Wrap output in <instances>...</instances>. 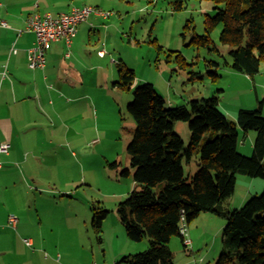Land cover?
<instances>
[{
	"label": "rangeland",
	"instance_id": "rangeland-1",
	"mask_svg": "<svg viewBox=\"0 0 264 264\" xmlns=\"http://www.w3.org/2000/svg\"><path fill=\"white\" fill-rule=\"evenodd\" d=\"M173 1L104 0L105 5L99 9L112 13L106 19L115 24L110 30L107 55L109 64L112 60L116 62L108 66V78L110 81L115 78L110 88L117 91L113 84L120 80L123 65L134 72L136 84L153 85L167 107L190 108L191 101L216 96L220 100L219 109L231 122H237L241 109L262 107L264 116V60L259 73L251 77L233 69L230 48L220 43L222 25L210 34L215 50L197 46L193 39L206 34V17L217 13L216 5L210 0H189L183 10L175 11ZM178 54L186 60L184 68L176 61ZM215 71L219 77L214 82L210 72ZM118 92L109 100L97 99L98 111L78 112L76 116L83 117L86 127L78 123L75 140L70 138V143L64 142L61 132L59 141L64 146H56L59 156L51 159V146H43L45 158L37 173L40 182L37 187L41 189L37 192L43 194L38 201L44 222L43 243L35 249L41 251L44 260H38V264H117L124 257L149 248L147 239L142 242L128 239L117 211L134 189L127 147L135 130L128 113L133 93ZM174 132L189 145L188 123H175ZM238 133L239 153L251 157L256 132L246 134L238 126ZM198 159L199 155L193 163L184 165L186 175L198 170ZM115 164L120 167L115 168ZM123 168L131 170L128 177L120 175ZM263 192L264 179L238 174L235 192L224 205L229 210L239 209ZM94 207L110 211L101 239L92 227ZM226 223L216 214L202 213L186 227L190 247L184 242L185 249L179 237L170 242L174 264H216L223 250ZM120 252L125 254L118 256Z\"/></svg>",
	"mask_w": 264,
	"mask_h": 264
},
{
	"label": "trees",
	"instance_id": "trees-1",
	"mask_svg": "<svg viewBox=\"0 0 264 264\" xmlns=\"http://www.w3.org/2000/svg\"><path fill=\"white\" fill-rule=\"evenodd\" d=\"M188 1L174 0V10H183ZM210 1L216 5L217 13L206 17V34L196 35L193 43L215 50L210 34L222 25L220 43L230 48L232 68L250 77L258 74L264 60V0ZM176 61L182 68L186 66L181 54ZM120 68V80L114 87L133 93L128 113L135 130L127 152L134 189L117 211L128 239H147L149 248L128 255L117 264H174L170 242L179 237L187 249L182 230L202 213L216 214L227 222L222 234L223 250L216 264H264V192L239 209L229 210L224 205L235 192L236 175L264 179L262 107L239 110L236 123L219 109L216 96L191 101L190 108L167 107L153 85H134V72L123 65ZM210 74L214 82L219 77L216 71ZM177 122L189 124L188 146L174 132ZM238 126L246 134L256 132L251 157L238 151ZM197 155L198 170L186 175L184 165L193 163ZM119 167L115 164V168ZM130 174L128 168L120 171L124 177ZM92 210V227L101 239L110 211L96 207Z\"/></svg>",
	"mask_w": 264,
	"mask_h": 264
},
{
	"label": "crops",
	"instance_id": "crops-1",
	"mask_svg": "<svg viewBox=\"0 0 264 264\" xmlns=\"http://www.w3.org/2000/svg\"><path fill=\"white\" fill-rule=\"evenodd\" d=\"M104 5V0H0V22L10 26L0 27V146L9 145L8 153L0 152V264L44 260L35 249L43 243L38 205L43 194L37 192L41 191L37 173L45 158L43 146H51V159L59 156L56 146L75 140L78 123L86 127L78 112L98 111L97 99L109 100L119 93L110 88L115 78H108V66L116 64L114 60L109 64L107 57L113 22L91 16L79 26L70 46L63 40L52 43L46 66L33 70L28 49L36 37L24 30L26 20L33 13L58 16L75 7ZM61 132L64 142L59 141ZM11 215L18 216L16 227L9 223Z\"/></svg>",
	"mask_w": 264,
	"mask_h": 264
},
{
	"label": "built area",
	"instance_id": "built-area-1",
	"mask_svg": "<svg viewBox=\"0 0 264 264\" xmlns=\"http://www.w3.org/2000/svg\"><path fill=\"white\" fill-rule=\"evenodd\" d=\"M112 13L104 12L99 8L93 6L75 7L68 13H62L58 16H53L49 13L40 14L33 13L28 16L26 20V31L35 34V45L28 50V65L31 69H42L46 65L47 52L51 44L60 40L66 42L70 46L73 39L77 36L79 26L86 22L91 16H101L104 18L111 17ZM0 27L10 28L7 22L1 21ZM12 53L16 49L11 50ZM103 55V52H101ZM3 77H7V71L3 73ZM9 145L4 144L0 146V152L8 153ZM9 223L16 227L18 218L14 215L9 217ZM186 228L182 230V234L186 237L184 240L187 247L191 246V240L187 238ZM189 239V240H188ZM27 245H31V241H26Z\"/></svg>",
	"mask_w": 264,
	"mask_h": 264
},
{
	"label": "bare ground",
	"instance_id": "bare-ground-1",
	"mask_svg": "<svg viewBox=\"0 0 264 264\" xmlns=\"http://www.w3.org/2000/svg\"><path fill=\"white\" fill-rule=\"evenodd\" d=\"M84 7V6H83ZM94 8H96V7H94ZM25 31H26V28L24 29ZM23 32V30H19V33L21 34ZM27 32V31H26ZM32 48V47H31ZM30 49V48H29ZM28 49V50H29ZM46 66V65H45ZM36 70V69H35Z\"/></svg>",
	"mask_w": 264,
	"mask_h": 264
}]
</instances>
